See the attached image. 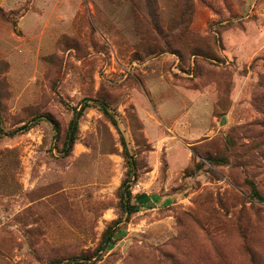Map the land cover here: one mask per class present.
<instances>
[{"label": "rangeland", "instance_id": "obj_1", "mask_svg": "<svg viewBox=\"0 0 264 264\" xmlns=\"http://www.w3.org/2000/svg\"><path fill=\"white\" fill-rule=\"evenodd\" d=\"M143 1L0 0V264H264V0Z\"/></svg>", "mask_w": 264, "mask_h": 264}, {"label": "trees", "instance_id": "obj_2", "mask_svg": "<svg viewBox=\"0 0 264 264\" xmlns=\"http://www.w3.org/2000/svg\"><path fill=\"white\" fill-rule=\"evenodd\" d=\"M140 1V0H139ZM143 1V0H142ZM151 2L152 0H144L143 2H138L137 4V8H136V12H140L143 11V13L146 14V16H141L139 13H136L135 16L136 18L141 19L140 21H144L145 25L150 24L151 28L157 32L160 33L161 32V28L160 25H158L156 23V14H154V12L151 10ZM178 9H177V22H179V27H183L182 31L184 32H188L189 30V24L188 22L190 21V17L192 15V1L191 0H178ZM95 103H98L96 101H94ZM101 105L102 111L104 112L105 115H108V111L106 106L103 103H99ZM87 104H84L81 112L78 113V116H81L82 112L84 111L85 108H87ZM40 118L36 117L32 120V123H36L37 119ZM33 124H27L26 126H23L20 129H17L16 131H23L26 132L28 131ZM55 127V126H54ZM56 128V127H55ZM77 129V122L75 121L74 123H71V132L68 134L67 137V141L66 143L63 144L62 150H67L68 148H71L73 146V142H74V137L73 134L75 132V130ZM3 129L0 126V136L3 134ZM15 131L10 132V134H14ZM71 134V135H70ZM126 157L128 159V172L127 175L133 176L135 175V162L132 159L131 156H128V154H126ZM220 158H210V157H206L204 158V161L210 164H215V163H224L225 160L224 159H220ZM201 165H199L198 167H200ZM252 189V194L253 196L259 200V201H264V197H261L254 186H251ZM131 199H135L136 200V204L135 203H131ZM141 197L140 196H136V197H132L131 196V192L130 189L127 185L126 182L122 183V188L120 191V201H121V207L123 209V211L125 212V214H127V216H130L132 214L138 213L140 211V204H137V200H140ZM147 200V199H146ZM120 222H115L114 225H119ZM118 229V228H117ZM111 228L108 229L106 231L105 234V238H104V243L105 244H109L110 241L112 240V237L114 235V232H111ZM99 249H102V246L99 247ZM79 260L74 259V258H68L66 264H73V263H78Z\"/></svg>", "mask_w": 264, "mask_h": 264}, {"label": "water", "instance_id": "obj_3", "mask_svg": "<svg viewBox=\"0 0 264 264\" xmlns=\"http://www.w3.org/2000/svg\"><path fill=\"white\" fill-rule=\"evenodd\" d=\"M75 122V119L73 120V123ZM71 135V134H70Z\"/></svg>", "mask_w": 264, "mask_h": 264}]
</instances>
